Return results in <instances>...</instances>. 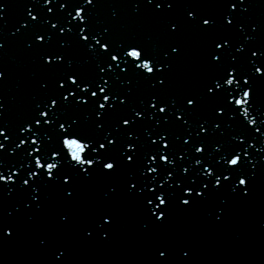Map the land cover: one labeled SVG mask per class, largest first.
I'll use <instances>...</instances> for the list:
<instances>
[{"label": "snow or ice", "instance_id": "6c2138e0", "mask_svg": "<svg viewBox=\"0 0 264 264\" xmlns=\"http://www.w3.org/2000/svg\"><path fill=\"white\" fill-rule=\"evenodd\" d=\"M36 2H42L46 13L37 12L36 4H26V15L10 35L16 37L24 30L30 31L25 46L27 50L38 53L44 75L38 79L37 85L47 99L34 103L31 119L14 125L6 115L10 109L5 97L0 95V208L6 198H14L15 194L22 197L6 215L0 212V238L15 240L20 232V224L15 219L17 214L23 209H43L50 188L54 187L58 198L66 204L75 202L81 198V183L94 184L97 176L106 182L102 189L103 197L92 205L87 218L76 226L86 241L99 238L109 242L113 239V229L118 220L114 205L122 195L121 183L124 184V194L134 198L146 211L149 222L161 226L168 224L170 209L174 205L184 210L191 209L198 201L211 200L226 186L244 198L251 196L257 175L253 170L259 161L250 159L252 153L245 150L244 143L239 144V152L235 149L225 152L219 141L211 146L207 144L209 136L218 131L223 134L225 117L234 120L241 113L244 118L255 112L256 115H251L250 121H246L247 125L250 123L255 133L264 127V108H256L254 104L257 80L264 77V44L255 43L258 34L264 32V23H245L243 17L249 12L245 0H121L131 6L134 16L154 22L167 38L186 39L192 34L209 38L207 62L218 71L203 85V95L200 92L184 95L180 107H176L175 99L169 102L154 91L146 105L132 107L130 111L134 81L127 75L129 70H135L152 89L166 90V81L174 67L172 59L156 58L142 44L116 39L111 24L97 31L92 14L98 6L104 5V0H55V5L54 0ZM8 7V0H0V21L4 23H7ZM112 15L118 18V10L113 8ZM221 27L231 35L222 34ZM3 34L4 28L0 27V36ZM237 35L243 38L237 40ZM72 36L75 37L77 51L101 62L93 63L90 59L88 63L92 67L88 70L74 67V58L69 53L73 47ZM148 38L151 39V35ZM7 44V39H0V53L7 50ZM183 51V41L173 42L164 54L166 57L178 56ZM49 75L53 78L50 79ZM9 76L8 68L0 66V84L7 82ZM220 98L222 103L218 102ZM209 101L214 103L210 115L205 118L203 113ZM65 104L79 107L94 104L88 118L100 133L99 138L80 136L77 139L79 133L69 132L66 125L79 124V120L71 117L60 119L57 114ZM49 109L52 110L51 115ZM177 113H180L178 118ZM257 115L260 120H257ZM193 117H199L195 128L189 127L183 137H173V141L182 142V149L173 151L175 144L170 142V133L165 127L155 134L156 138L151 131L148 132V145L154 151L144 155L138 126L149 119L158 125L170 120L187 125ZM35 125L41 127L35 128ZM51 125L63 129L60 133L62 146L70 150L71 161H75L71 171H65L63 163H48L47 159L41 161L39 155H32V163L27 168L24 164L6 163L10 155H19L17 149L21 145H31V153L27 147L22 149L26 156L39 153L41 149L36 145L44 142L43 137L37 141L32 133L47 134ZM24 132L30 135L25 137ZM52 138L51 135L47 137L48 140ZM157 139L161 143L158 144ZM234 139L243 141L244 136L238 135ZM209 148L217 150L220 166L211 164L205 171L203 164L208 163L206 149ZM189 149L193 155L188 159L200 165L199 169L193 167L190 171L184 165ZM256 151L264 152V148ZM60 154V150H51V155ZM246 166L248 171H243ZM126 170H132L131 177ZM223 212L221 207L220 213ZM216 219H222V215L217 214ZM55 220L63 227L74 224L71 209L60 211ZM143 227L149 228V223ZM39 244L49 252V264H69L66 245L50 240L48 236L39 238ZM191 253V248L180 247L179 255L175 256L173 245L161 242L155 247V264H189Z\"/></svg>", "mask_w": 264, "mask_h": 264}, {"label": "water", "instance_id": "95a60500", "mask_svg": "<svg viewBox=\"0 0 264 264\" xmlns=\"http://www.w3.org/2000/svg\"><path fill=\"white\" fill-rule=\"evenodd\" d=\"M88 116L89 114L79 118V124H71L70 127L66 125L69 132L80 134L77 139L80 136L92 139L100 136ZM62 131L63 129H59L51 135L52 140L46 139L36 145L41 149L39 153L26 156L22 149H17L19 155H10L6 163L17 166L24 164L27 168L32 163V155H39L41 161L47 159L48 163H63L64 170L71 171V165H74L75 161H71L70 150L62 146L60 136ZM149 131L153 133V138H156L157 132H161L150 119L137 128V132L141 135V150L144 155L154 151L148 145ZM157 143L161 141L157 139ZM94 147L93 145V149ZM53 148L60 150V156L51 155ZM29 152L31 153V148ZM126 172L129 177L132 176V170ZM105 186L106 182L101 176H97L94 184L82 182L80 200L67 204L58 198L54 187L50 188L46 193V206L43 209H23L15 217L20 224L18 237L15 240L0 238V264H49V252L39 244V238L43 236H48L50 240H55L69 248V264H155V247L161 242L172 244L175 256L179 255L180 247L191 248L189 264H219L199 202L188 210L174 205L170 209L168 224L154 225L149 222L146 211L136 200L124 194L123 183L120 184L122 195L114 205L118 220L113 229V239L109 242L99 238L93 241L84 240L76 226L87 218L92 205L103 197L102 189ZM18 199L22 200L19 194H15L14 198H6L0 212L6 215L20 202ZM67 209H71L73 213L74 224L63 227L56 223L55 218L60 211ZM30 216L33 219H29ZM145 223H149V228L143 227Z\"/></svg>", "mask_w": 264, "mask_h": 264}]
</instances>
